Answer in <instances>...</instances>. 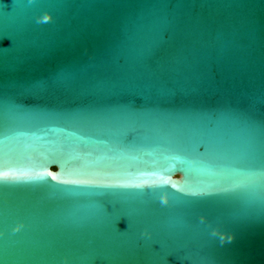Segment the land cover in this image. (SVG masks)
<instances>
[{"label": "water", "instance_id": "obj_1", "mask_svg": "<svg viewBox=\"0 0 264 264\" xmlns=\"http://www.w3.org/2000/svg\"><path fill=\"white\" fill-rule=\"evenodd\" d=\"M0 264H264V0H0Z\"/></svg>", "mask_w": 264, "mask_h": 264}, {"label": "clouds", "instance_id": "obj_2", "mask_svg": "<svg viewBox=\"0 0 264 264\" xmlns=\"http://www.w3.org/2000/svg\"><path fill=\"white\" fill-rule=\"evenodd\" d=\"M42 19H43V21L45 23H47L48 21L52 20V17L49 16L48 14H45V15L42 16ZM38 22L41 23V17L39 18V21ZM161 203L164 204V205H167L169 203L166 196H162L161 197ZM204 220H205V218L204 217H201V222L202 223L204 222ZM212 234L214 236H217L218 235L216 231H214ZM144 235H148V233L145 232ZM219 237H220L221 242H225V241L231 242L234 239V237L231 236V235H227V239H226L224 234H220Z\"/></svg>", "mask_w": 264, "mask_h": 264}]
</instances>
